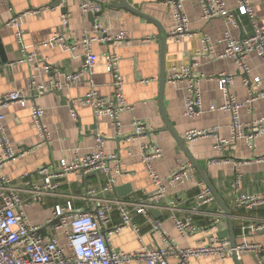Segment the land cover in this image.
<instances>
[{"label":"crops","instance_id":"crops-1","mask_svg":"<svg viewBox=\"0 0 264 264\" xmlns=\"http://www.w3.org/2000/svg\"><path fill=\"white\" fill-rule=\"evenodd\" d=\"M134 10L121 9V0H104L102 12L95 19V24L79 9L77 0H69L61 5L59 0H6L0 3V40L4 47L7 62L0 63V96L20 91L31 101L36 102L45 111L44 127L51 135V142H44L38 135L33 122L30 107L13 104L6 110L4 125L6 133L15 150L25 151L17 159L4 167V173L12 180V185L19 190L26 217L33 226H44L58 207H66L69 203L76 210L91 213L96 203L90 201L87 194L90 190L99 193L103 199H127L147 202V196L154 192V184L142 163V147L152 142L162 149V157L154 162L157 174L166 179L184 163L193 159L209 180L223 204L232 211V223L236 244L264 242V232L253 235L252 226L258 220H264V206L253 210L236 209L239 194L256 195L264 190V163L256 160L264 156V134L252 140L253 130L246 128L244 137L232 147L230 153H220L215 146L217 138L210 136L189 143L185 134L189 130H207L216 128L221 138L231 137V115L228 112H212L210 107L221 106L224 95L219 88L217 78L220 75H231L234 83L232 95L239 103H245L249 94L243 84V75L238 64L229 59H219L216 55L224 51V33L226 27L221 19L206 21L202 18L199 0H187L184 11L190 22V30L196 34L194 38L186 37L180 42L168 39L174 27L172 14L162 0H125ZM229 9L237 8L236 0H224ZM254 5L255 27L264 29V0H250ZM64 14H71L68 30H63L61 21ZM15 16H21L22 43L16 39V28L8 26ZM240 28H233L232 35L236 39L253 34L254 26L248 17H240ZM106 29L109 34L119 31L128 33L127 43L112 41L98 43L93 46L99 57L96 70V90L104 98H113V76L103 66L105 56L109 52L117 53L121 58V72L125 81L124 94L128 105L133 110L120 115L121 131L108 118L97 119L94 111L81 104H75L78 118L71 114L70 102L81 99L90 90L87 80L74 85H65L61 92L47 91L33 93L30 82L47 84L52 76L47 67L65 73H76L81 70L84 52L75 53L62 47H46L52 37L61 32L70 43L79 40L84 32L101 37L96 26ZM162 31L166 42L163 47ZM210 38L215 53L198 57L203 46V39ZM35 54L33 62L22 61V50ZM253 77L261 80L258 90L264 91V64L255 54L246 60ZM196 66L194 75L201 80L203 113L191 120L184 116L185 84L172 86L167 78L175 67L183 65ZM166 82L161 90V77ZM164 112L171 124L173 132L168 130L160 110V96ZM244 124H250L264 118V101L260 100L244 107L240 111ZM142 121L153 132L147 139L135 138L134 124ZM106 138L104 150L111 157L110 168L116 179V192L104 193L107 177L100 172L83 175L63 174L54 179L58 185L52 194L42 195L36 200L32 194L35 187H42L45 176L40 173L47 169L50 174L62 173V162L71 165L76 159H85L93 151L96 138ZM254 144V147H251ZM1 155V151H0ZM213 159L227 160L218 165H209ZM194 167V166H193ZM195 169V178L186 184L168 188L160 202L161 207L151 212V219L142 215H134V223L139 227L137 233L132 227L115 233L111 238V247L119 252L134 254L141 250L142 244L148 248L159 247L162 243L159 232L154 231L153 222L163 224L170 238L182 248H197L210 243L213 236L220 238L229 229L228 218L213 231H208L213 216L224 213L217 202L202 208L199 215L194 216V223L201 231L191 237H182L177 232L173 215L184 218L190 214L195 205V197L199 192L198 184L204 181ZM241 179L240 190L236 189V178ZM207 185V184H206ZM120 190V191H118ZM2 201L0 199V207ZM174 206V207H173ZM175 208V209H174ZM121 224L118 212L112 214L109 230ZM221 239V238H220ZM222 240H230L228 238ZM62 246H66L65 236L61 235ZM231 243V242H230ZM177 260L172 259L171 264ZM238 262L240 264H259L255 254H246ZM144 264V263H132ZM190 264H237L231 257L221 261L216 257L192 258Z\"/></svg>","mask_w":264,"mask_h":264},{"label":"built area","instance_id":"built-area-1","mask_svg":"<svg viewBox=\"0 0 264 264\" xmlns=\"http://www.w3.org/2000/svg\"><path fill=\"white\" fill-rule=\"evenodd\" d=\"M6 0H0V3ZM82 14H97L102 12L104 0H77ZM170 10L174 27L168 35V39L180 42L186 37L194 38L196 34L190 30V22L184 11L187 0H162ZM61 5L68 4L69 0H59ZM237 8L229 9L224 0H199L202 8V18L206 21L221 19L226 27L224 33V51L216 56L219 59H229L235 61L243 75V84L246 87L249 98L245 103H239L231 93L234 77L231 75H220L217 78L219 88L224 95V103L217 107H210L212 112L224 111L231 115L229 139L221 138L217 134V129L189 130L185 134V139L189 143L200 139L214 136L217 138L216 150L220 153H230L232 147L244 137L246 128L253 130L252 140H256L264 134V118L258 119L250 124H244L241 120L240 111L242 108L252 105L257 101H264V91L258 90L261 80L251 75V70L246 63L249 55H257L264 64V29L255 27L254 5L250 0H236ZM240 17H248L254 26L252 35L236 39L232 35L233 28H240ZM71 14L62 16V29L68 30L70 26ZM21 16L13 17L8 26L16 28V39L22 43ZM96 31H101L102 36L96 37L84 32L79 40L70 43L57 32L52 39L45 44L46 47H62L73 53L83 50L84 61L81 70L76 73H65L58 69L47 67V71L52 76L47 84H36L34 80L30 82L33 93L39 94L54 91L61 92L65 85H74L87 80L90 90L84 97L70 102L71 114L74 119L78 118L75 104H81L94 111L97 119L108 118L121 131L122 123L120 115L129 110H133L124 94L125 81L121 72V58L115 52H109L104 59L103 66L108 73L113 76L114 95L113 98H104L96 90L95 75L99 66V57L94 52L93 46L98 43H108L112 41L127 43L128 33L119 31L117 34H109L106 29L99 25ZM215 53L213 43L210 38L203 39V46L197 56L213 55ZM35 54H29L22 50V61L33 62ZM196 64L183 65L172 69L167 78V82L172 86L185 84V111L184 116L194 120L203 113V101L201 92V80L198 79L193 69ZM18 104L22 107H30L32 110L33 122L37 128L38 135L46 142H51V135L44 127L43 119L45 111L42 107L30 100V98L20 91L10 92L0 96V264H171L172 259H176V264H190L192 258L216 257L221 261H226L236 253L238 259L246 254H255L259 264H264V242L236 244L232 248L228 240H222L213 236L210 243L197 248H182L172 238L169 237L164 226L160 222H153L155 232L161 235L162 243L159 247L148 248L142 244L140 251L129 254L119 252L111 247L112 236L121 230L132 227L137 233L139 227L134 223V215H142L151 219V211L161 207L160 202L166 194L168 188H174L186 184L195 178V169L190 162L181 164L177 170L168 178L162 179L156 172L154 162L162 157V149L152 142L144 143L142 147V163L146 172L154 184V192L147 196V202H137L127 199H103L99 198V193L90 190L87 197L96 203L91 213L76 210L72 204L66 207H58L53 216L44 226H33L29 223L24 210L23 202L19 196V190L12 185L11 178L4 173V167L15 161L18 156L24 155L21 148L15 150L6 133L4 120L6 110L9 106ZM135 138L147 139L153 132L142 121L134 124ZM106 138L98 135L93 151L85 159H76L71 165L62 162V173L50 174L47 169H42L40 173L45 176L44 185L35 187L31 192L36 200H40L42 195L52 194L58 185L54 179L63 174L83 175L91 172H100L107 177V184L104 193L112 194L116 192V179L110 168L111 157L107 156L104 150ZM254 147V144H251ZM258 163H264V156L257 158ZM221 162L228 163L227 160L213 159L209 165H218ZM199 192L195 197V205L190 210V214L184 218L173 215L172 219L175 228L180 236L191 237L201 231L193 221L194 216L199 215L202 208L215 202L212 190L203 182L198 184ZM236 189L241 188L240 177L235 181ZM264 206V190L260 194L247 195L239 194L235 207L236 209L253 210ZM174 207V206H173ZM175 209V208H174ZM118 212L121 216V224L109 230L112 223V214ZM224 213L213 216L212 224L208 231H213L225 220ZM253 235L264 232V220H258L252 228ZM61 235L65 236L66 246H62Z\"/></svg>","mask_w":264,"mask_h":264},{"label":"water","instance_id":"water-1","mask_svg":"<svg viewBox=\"0 0 264 264\" xmlns=\"http://www.w3.org/2000/svg\"><path fill=\"white\" fill-rule=\"evenodd\" d=\"M119 8L121 9H128L130 10L131 12H134V10L132 8H130V6L128 4H126V1L125 0H121V4L118 6ZM89 16V19L90 21L92 22V24H95V19L99 16V13L97 14H88ZM162 42H163V47L165 46V42H166V36H165V33H163L162 31ZM7 62V59L5 57V52H4V47L1 43V40H0V63H5ZM165 82H166V78L164 76V74L162 75L161 77V90H163L164 88V85H165ZM162 94L160 96V110H161V114L165 120V123L168 127V130H170L171 132H173V129L171 127V124L164 112V109H163V103H162ZM189 157V160L192 162V165L198 170V172L202 175L204 181L206 182L207 186L212 190V193L215 197V199L217 200V202L222 206L224 212H225V215L226 217L228 218V222H229V229L223 233V235H220V238L221 239H226L228 238L231 242V245H232V248H235L236 247V237H235V234H234V228H233V223H232V211L227 208L222 200L220 199L219 195L217 194V192L215 191V189L213 188V186L211 185V183L209 182V180L206 178V176L203 174L202 170L197 166V164L193 161V159L188 155ZM120 191V190H118ZM152 214H154L156 211H151ZM233 258L236 260L237 264H240L238 262V257L236 255V253L233 254Z\"/></svg>","mask_w":264,"mask_h":264}]
</instances>
